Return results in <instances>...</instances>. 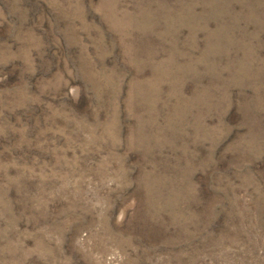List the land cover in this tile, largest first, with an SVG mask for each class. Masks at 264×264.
<instances>
[{
  "label": "rangeland",
  "instance_id": "374dc122",
  "mask_svg": "<svg viewBox=\"0 0 264 264\" xmlns=\"http://www.w3.org/2000/svg\"><path fill=\"white\" fill-rule=\"evenodd\" d=\"M0 264H264V0H0Z\"/></svg>",
  "mask_w": 264,
  "mask_h": 264
}]
</instances>
